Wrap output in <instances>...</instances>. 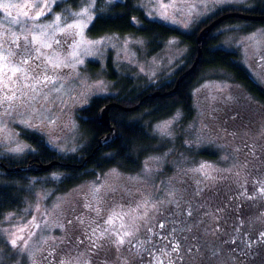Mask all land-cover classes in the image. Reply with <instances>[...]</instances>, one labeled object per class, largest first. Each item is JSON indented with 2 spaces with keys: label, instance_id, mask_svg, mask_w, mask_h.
<instances>
[{
  "label": "rangeland",
  "instance_id": "1",
  "mask_svg": "<svg viewBox=\"0 0 264 264\" xmlns=\"http://www.w3.org/2000/svg\"><path fill=\"white\" fill-rule=\"evenodd\" d=\"M63 1L0 0L19 6L10 9L12 17L0 11V57L9 56V67H20L18 61L27 58L26 76L35 78L44 72L55 81L37 82L27 102L15 106L19 102L11 101L14 107L7 114V105H0V156L21 159L31 150L21 128L42 134L64 153L87 142L80 111L94 97L117 92L108 78L109 61L118 76L153 83L171 76L184 62L188 47L178 38L149 55L145 39L138 36L90 37L88 28L99 0L58 9ZM139 5L151 19L192 31L222 7L250 8L253 1L140 0ZM42 7L46 15L31 19ZM85 10L86 16L76 15ZM13 18L19 22L12 23ZM69 24L82 28L69 30ZM245 25L219 28V46L239 53L255 80L264 85V26L247 29ZM13 36L20 38L16 43L21 46L23 37H28L29 50L23 55L22 48L11 43ZM91 61L98 63L97 72L89 69ZM192 93L193 117L185 123L179 109L156 122L154 133L169 145L147 156L137 172L112 167L67 190L45 187L48 178H57L55 173L34 176L25 187L24 206L0 220V264H264L260 242L264 239L260 236L264 232V106L231 76L213 70L198 76ZM160 125H170L169 134H163ZM203 150L215 157L198 156ZM125 232L130 235L124 236ZM164 236L167 240L160 239ZM121 238L123 244L118 243ZM168 241L179 244V253L165 247ZM242 241L251 242V249Z\"/></svg>",
  "mask_w": 264,
  "mask_h": 264
},
{
  "label": "trees",
  "instance_id": "2",
  "mask_svg": "<svg viewBox=\"0 0 264 264\" xmlns=\"http://www.w3.org/2000/svg\"><path fill=\"white\" fill-rule=\"evenodd\" d=\"M81 1L66 0L59 3L57 8L77 7ZM252 1L253 6L250 8L242 5L222 7L201 20L192 31H185L166 22L149 18L146 11L139 5L140 0L114 2L99 0L97 15L88 28L90 37L99 38L108 34L138 36L145 39L149 55L162 50L169 39L178 38L188 47L184 62L171 76L153 83L142 78L118 76L113 64L109 61L108 78L113 81L117 92L94 97L90 105L80 111V124L87 142L75 152H60L53 148L42 134L21 128V136L30 144L31 150L21 159L13 155L0 156V220L7 212L24 206L27 199L25 187L31 183L34 176L55 173L57 178H48L45 187L67 190L112 167L125 172H137L147 156L162 152L169 145L154 133L153 127L156 122L172 116L179 109L185 114V123L193 117L192 91L197 84L198 76L200 77L204 71L213 70L217 74L231 76L233 82L245 86L262 99L259 88L256 87L249 70L242 63L241 55L234 50L219 46L222 35L218 30L224 25L246 22L247 29L249 26L250 28L264 26V21L237 17L226 19L209 34L196 72L180 84L174 96H151L156 91L165 92L172 89L178 76L191 67L198 54L197 36L215 18L230 11L253 15L264 14V0ZM97 65L98 63L91 61L89 69L97 72L99 70ZM109 103L117 104L110 110L112 126L117 128V138L111 144L99 147V139L110 131V127L100 123L99 112ZM136 105L139 107L135 110L122 108ZM210 152L203 150L197 155L215 157ZM30 161L41 163L57 161V164L42 173L15 170L17 166Z\"/></svg>",
  "mask_w": 264,
  "mask_h": 264
},
{
  "label": "snow or ice",
  "instance_id": "3",
  "mask_svg": "<svg viewBox=\"0 0 264 264\" xmlns=\"http://www.w3.org/2000/svg\"><path fill=\"white\" fill-rule=\"evenodd\" d=\"M28 7H31L30 5ZM43 7H47V5H44ZM43 7L41 8V10L37 13H35L31 19L36 20L39 19V17L41 15H46V13L43 11ZM11 8H19L18 5H11L9 3H0V11L4 12L7 14L8 17H12L13 13L10 10ZM50 10V9H49ZM87 10H85L84 13H79L76 14L78 16H86ZM24 16H28V12H23ZM89 20L91 19V17H87ZM59 21H60V17L57 16L56 17V27H59ZM19 21H17L15 18H13L12 23H18ZM78 28H82L81 24H69L67 25V29L71 30V29H78ZM61 31H65V29H61ZM20 39L19 37H10L11 43L15 44L17 48H22V52L21 54L23 55L25 51L29 50V39L27 36L23 37L25 43L23 46H21L20 44L16 43V41ZM39 38L38 37H33L32 40L33 41H37ZM249 40H255V37H249ZM7 43V41H5ZM48 47H51V45H47ZM4 52H8L10 54V49L8 48H4L3 49ZM36 59H39V57H36ZM18 63L21 64L20 67H9L10 61H9V56L8 55H4L2 57H0V93H3L2 97H0V105H7V107H5L4 111L7 114L12 107H14V105H12L10 102L11 101H18L19 103L15 106H20L24 103L27 102V100L25 99L28 96V92H35L36 91V83H42V84H48V83H55V81L52 80L51 76L45 75L44 72H40L37 73V76L35 78H29L28 76H26L24 69H23V65H27L29 64V60L27 58H25L23 61H18ZM80 63H82V61H80ZM60 65L56 64L55 67L58 68ZM37 67H40L39 65H37ZM19 73V75H17ZM44 77V79H40L41 77ZM13 77H16V79L14 80ZM32 80L31 83H28L26 81L28 80ZM11 85V86H10ZM58 90V89H57ZM34 98V97H32ZM27 127H32L31 125H26ZM170 125H160L158 126V129L161 130L163 132V134H169L167 132V127H169ZM19 150V149H17ZM203 167V166H202ZM95 192H99V189H96ZM251 198V197H250ZM188 215L191 216L192 213L191 211L188 212ZM69 223H71V221H69ZM108 223L111 224L112 221L111 219L108 220ZM158 227L160 228H164L163 224H159ZM171 231H176L175 228H173ZM190 231V229H189ZM148 232H151V228L148 229ZM130 233L125 232L124 236H129ZM261 237H264V232L260 233ZM22 239V237H21ZM161 240H167V236L164 237H160ZM184 240H187L188 237H183ZM149 243H151V241H148ZM261 244H264V239H262ZM11 245L14 247L17 243V241L15 239L10 241ZM80 243H83V241H80ZM118 243L123 244L124 240L123 238H121ZM232 244H236V240L233 239L231 241ZM242 243H245L246 246L251 249L252 247V243L251 242H247V241H242ZM171 247V252L174 253H179L180 251V246L179 244H173L171 241H168L167 244H165V247ZM153 247H155V245H153ZM160 251L165 255V256H170L171 253H164L163 249H160ZM189 252L192 251L191 248L188 249ZM48 257H45V260H47ZM159 264H163V262H159Z\"/></svg>",
  "mask_w": 264,
  "mask_h": 264
},
{
  "label": "water",
  "instance_id": "4",
  "mask_svg": "<svg viewBox=\"0 0 264 264\" xmlns=\"http://www.w3.org/2000/svg\"><path fill=\"white\" fill-rule=\"evenodd\" d=\"M231 17H237L247 20H254V21H264V14L262 15H253L248 14L244 12H238V11H230L226 12L219 17L215 18L213 21H211L208 25H206L198 34L197 36V42H198V54L196 56V59L194 63L191 65V67L184 70L177 78L175 86L167 90L165 92L156 91L153 94H151L152 97L161 96V97H172L174 96L179 89L180 84L189 76L194 74L197 70V67L199 63L202 60L203 57V47L204 44L209 36V34L223 21L226 19H229ZM117 104L109 103L104 105L99 112V121L102 125H105L107 127H110L109 133L105 134L103 137L99 139V147L106 146L114 142L117 138V128L112 126L111 123V117H110V110L112 107L116 106ZM139 107V105H136L134 107H122L125 110H135ZM55 164H57V161L51 162V163H41L38 161H30L27 164L19 165L15 168L17 172H30V173H42L46 172L49 169H51Z\"/></svg>",
  "mask_w": 264,
  "mask_h": 264
},
{
  "label": "flooded vegetation",
  "instance_id": "5",
  "mask_svg": "<svg viewBox=\"0 0 264 264\" xmlns=\"http://www.w3.org/2000/svg\"><path fill=\"white\" fill-rule=\"evenodd\" d=\"M249 72H250V74H251V76H252V78H253V82L255 83L256 87H258L259 90H260V94L262 95V99H259V97L255 96L254 93H253L252 91H250L249 89H247L245 86H243V85H241V84H239V83H237V85L242 86V87L248 92V94H249L253 99H255L256 101H259V102L261 103V105L264 106V85H262V84H260L259 82H257V81L255 80V78H254L252 72H251L250 70H249ZM1 95H3V93H1Z\"/></svg>",
  "mask_w": 264,
  "mask_h": 264
}]
</instances>
